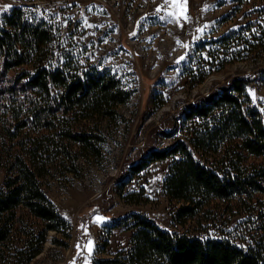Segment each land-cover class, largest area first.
<instances>
[{"label": "rangeland", "instance_id": "374dc122", "mask_svg": "<svg viewBox=\"0 0 264 264\" xmlns=\"http://www.w3.org/2000/svg\"><path fill=\"white\" fill-rule=\"evenodd\" d=\"M92 2L104 9H87L85 19L76 18L72 4L86 8ZM17 6L54 24L53 68L66 64L95 72L102 69L96 63L105 60L103 72L110 70L130 92L113 115L75 122L77 129L100 136L95 141L99 153L71 141L76 167L68 157L47 176V194L71 224L70 237L50 231L43 252L29 264H94L130 245L134 229L120 223L132 213L145 214L170 231L228 238L241 246L258 239L264 195L217 201L219 207L184 221L175 215L181 203L170 199L165 186L182 155L153 161L138 173L133 167L153 149L190 139L199 121L186 120L189 107L236 78L248 80L246 92L264 117V0H170L166 17L148 36H141L134 0H0V24ZM120 47L129 53L118 63ZM2 128L0 113V183L6 179L4 156L10 146ZM209 154L197 157L224 174L227 161L223 165L219 153ZM55 237L66 243H55ZM22 239L16 234L0 246V264H18L13 253Z\"/></svg>", "mask_w": 264, "mask_h": 264}, {"label": "trees", "instance_id": "16d2710c", "mask_svg": "<svg viewBox=\"0 0 264 264\" xmlns=\"http://www.w3.org/2000/svg\"><path fill=\"white\" fill-rule=\"evenodd\" d=\"M54 29L20 6L0 24V113L4 140L10 143L6 179L0 183V246L23 236L22 245L14 247L18 264H29L43 252L50 231L70 237L71 224L48 196L45 181L68 157L76 167L71 141L99 153L100 136L77 129L75 122L113 115L130 95L107 71L80 72L66 64L53 68ZM246 81L236 78L222 92L192 104L185 114L186 120L199 121L192 137L151 150L133 167L138 173L153 161L182 155L165 185L170 199L181 203L178 219L219 207L217 201L264 195V162L251 161L264 158V117L251 102ZM209 153H219L222 164L227 161L224 174L197 157ZM259 199V237L248 246L170 231L132 213L120 223L134 229L130 245L94 264H264V198ZM54 242L66 243L57 237Z\"/></svg>", "mask_w": 264, "mask_h": 264}, {"label": "built area", "instance_id": "2783aa9c", "mask_svg": "<svg viewBox=\"0 0 264 264\" xmlns=\"http://www.w3.org/2000/svg\"><path fill=\"white\" fill-rule=\"evenodd\" d=\"M142 1H145V5H140ZM134 2L136 3V6L133 8L134 11H137L138 13H140V17H141V26H140V32H141V36H148L151 32V30L158 26L159 23H152V16H162V20L166 17L167 15V10H168V6H169V2L170 0H134ZM96 7L97 11L98 10H103L104 6L101 5L99 6H95V4H93V2L91 4H89L88 6H86V8L84 7V5H82L81 3H77V4H72L71 8L74 11L75 16H77L76 18H83L85 19V13L88 12L87 9L89 11L93 10ZM153 7L156 8V11L154 13L151 12V10L153 9ZM157 9H159V11H157ZM147 42H149L147 40ZM148 45V44H146ZM132 53L133 55L135 53V50H133L132 48ZM129 53L128 49L124 48V47H120L118 49V53L116 54V59L115 61H117L118 63L127 61L123 58V56L125 54ZM106 61L102 60L99 61L98 63H96L97 67H101V68H106L105 65ZM129 63V61H128ZM113 74V73H111ZM115 75V74H114Z\"/></svg>", "mask_w": 264, "mask_h": 264}, {"label": "snow or ice", "instance_id": "6c2138e0", "mask_svg": "<svg viewBox=\"0 0 264 264\" xmlns=\"http://www.w3.org/2000/svg\"><path fill=\"white\" fill-rule=\"evenodd\" d=\"M174 3H175V0H174ZM9 7H11V5H5V6H4L5 9H7V8H9ZM157 11H159V9H157ZM170 15H172V14L170 13ZM201 31H202V29H201ZM183 59H184V57H180V58L178 59L177 62L179 63V61H180V60H183ZM96 220H97V221H100V220H102V218H101V217H96ZM90 245H91V241H89V245H88V247H89V251H91V247H90ZM77 247H79V245H78Z\"/></svg>", "mask_w": 264, "mask_h": 264}, {"label": "bare ground", "instance_id": "6f19581e", "mask_svg": "<svg viewBox=\"0 0 264 264\" xmlns=\"http://www.w3.org/2000/svg\"><path fill=\"white\" fill-rule=\"evenodd\" d=\"M162 21V16H152V23H160ZM106 68H102L101 71H104ZM100 71V70H99ZM111 73L110 70L107 71ZM131 90V89H130ZM134 94V93H133ZM136 95V94H135Z\"/></svg>", "mask_w": 264, "mask_h": 264}]
</instances>
